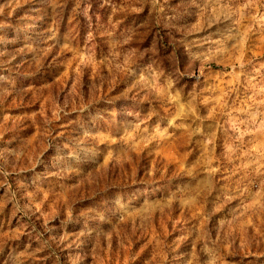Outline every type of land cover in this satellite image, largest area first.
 Here are the masks:
<instances>
[{
	"label": "rangeland",
	"instance_id": "1",
	"mask_svg": "<svg viewBox=\"0 0 264 264\" xmlns=\"http://www.w3.org/2000/svg\"><path fill=\"white\" fill-rule=\"evenodd\" d=\"M0 264H264V0H0Z\"/></svg>",
	"mask_w": 264,
	"mask_h": 264
}]
</instances>
